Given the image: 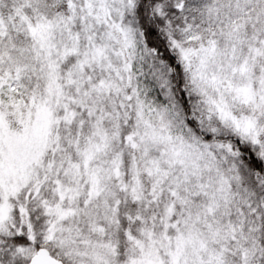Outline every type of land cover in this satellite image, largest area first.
I'll use <instances>...</instances> for the list:
<instances>
[{
	"label": "snow or ice",
	"instance_id": "6c2138e0",
	"mask_svg": "<svg viewBox=\"0 0 264 264\" xmlns=\"http://www.w3.org/2000/svg\"><path fill=\"white\" fill-rule=\"evenodd\" d=\"M0 264H264V0H0Z\"/></svg>",
	"mask_w": 264,
	"mask_h": 264
}]
</instances>
